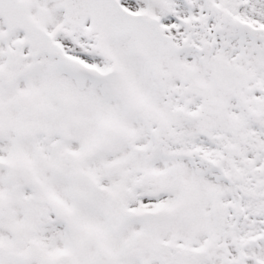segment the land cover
I'll return each mask as SVG.
<instances>
[{"label": "snow or ice", "instance_id": "snow-or-ice-1", "mask_svg": "<svg viewBox=\"0 0 264 264\" xmlns=\"http://www.w3.org/2000/svg\"><path fill=\"white\" fill-rule=\"evenodd\" d=\"M0 264H264V0H0Z\"/></svg>", "mask_w": 264, "mask_h": 264}]
</instances>
